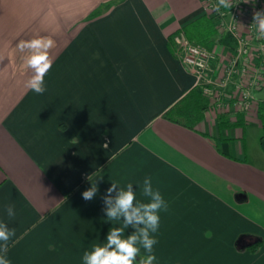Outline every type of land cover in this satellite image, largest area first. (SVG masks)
<instances>
[{
    "label": "crops",
    "instance_id": "obj_1",
    "mask_svg": "<svg viewBox=\"0 0 264 264\" xmlns=\"http://www.w3.org/2000/svg\"><path fill=\"white\" fill-rule=\"evenodd\" d=\"M203 17L222 36L206 0H0V220L15 229L11 264H82L84 251L120 226L104 214L111 182L119 184L113 197L131 182L144 203L145 177L168 204L156 264H264L258 102L248 111L234 96L222 108L210 102L194 130L163 118L200 85L177 58L173 38ZM36 36L55 41L42 95L26 87L31 72L16 49ZM232 48L216 43L211 50L213 80ZM255 62L264 67V57ZM238 82L223 91L232 96ZM226 113L244 126L221 127ZM94 182L98 192L85 201L81 194ZM243 236L261 241L256 253L236 248Z\"/></svg>",
    "mask_w": 264,
    "mask_h": 264
},
{
    "label": "clouds",
    "instance_id": "obj_2",
    "mask_svg": "<svg viewBox=\"0 0 264 264\" xmlns=\"http://www.w3.org/2000/svg\"><path fill=\"white\" fill-rule=\"evenodd\" d=\"M233 6L231 0H216L213 10L220 13L222 8L230 10ZM252 23L264 37V9L253 13ZM54 47L55 41L49 36L20 40L16 45L17 51L22 54V68L26 72H31L26 87L38 95H42L47 90L45 77L53 66L50 52ZM101 179L102 177L97 180ZM143 184V194L150 197V200L139 203L131 182L117 191L115 197L111 193L117 190L119 184L111 182L104 197L106 205L104 214L106 222L110 224L119 222L120 226L110 227L102 242L94 245L90 251H84L82 264H156L157 256L154 250L159 242L156 234L160 229V213L168 210V204L159 190H153L150 177H145ZM97 192L98 183L94 182L81 195L85 201H90ZM4 211L9 219L15 217L16 213L12 205L6 206ZM129 227L133 231L126 234L125 230ZM206 235L210 236L211 233ZM14 236L15 229L0 220V264H11L7 257V249L9 241ZM142 251L145 254L143 257Z\"/></svg>",
    "mask_w": 264,
    "mask_h": 264
},
{
    "label": "built area",
    "instance_id": "obj_3",
    "mask_svg": "<svg viewBox=\"0 0 264 264\" xmlns=\"http://www.w3.org/2000/svg\"><path fill=\"white\" fill-rule=\"evenodd\" d=\"M215 3L216 0H206L210 18L214 20L221 35L229 34L235 42L234 50L222 65L221 75L212 79L214 72L211 67L216 61L215 52L190 41L184 33L173 38L176 56L184 68L198 78L203 95L212 105L222 108L224 101L234 96L238 108L248 111L252 102H258L253 91L264 87V67H258L255 62L264 57V37L252 23L253 13L264 9V0H231L234 6L230 10L222 8L220 13L213 10ZM245 15L249 19L246 22V32L243 33L239 27ZM255 43L260 45L254 52L252 47ZM234 78L239 82L235 86V93L230 96L223 90Z\"/></svg>",
    "mask_w": 264,
    "mask_h": 264
},
{
    "label": "trees",
    "instance_id": "obj_4",
    "mask_svg": "<svg viewBox=\"0 0 264 264\" xmlns=\"http://www.w3.org/2000/svg\"><path fill=\"white\" fill-rule=\"evenodd\" d=\"M212 23L210 19L203 17L195 24L185 28L184 33L190 41L209 51L214 48L216 43L234 48L235 42L231 36L229 34L218 36L213 25L214 23ZM209 108L210 100L203 95L202 87L197 86L167 110L163 118L186 129L194 130L195 127L205 119ZM257 111L258 117L264 128V102H258ZM232 114L233 113H226L221 116L218 119L219 125L226 128L244 126L243 120H225L227 117L231 118ZM260 246L261 241L250 236H243L236 242V248L238 250H248L252 253H256Z\"/></svg>",
    "mask_w": 264,
    "mask_h": 264
},
{
    "label": "water",
    "instance_id": "obj_5",
    "mask_svg": "<svg viewBox=\"0 0 264 264\" xmlns=\"http://www.w3.org/2000/svg\"><path fill=\"white\" fill-rule=\"evenodd\" d=\"M255 99L258 102H264V88L257 94H255Z\"/></svg>",
    "mask_w": 264,
    "mask_h": 264
},
{
    "label": "rangeland",
    "instance_id": "obj_6",
    "mask_svg": "<svg viewBox=\"0 0 264 264\" xmlns=\"http://www.w3.org/2000/svg\"><path fill=\"white\" fill-rule=\"evenodd\" d=\"M264 134V131H261V135H263Z\"/></svg>",
    "mask_w": 264,
    "mask_h": 264
}]
</instances>
